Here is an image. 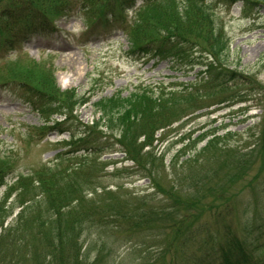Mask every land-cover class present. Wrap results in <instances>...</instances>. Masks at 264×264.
I'll list each match as a JSON object with an SVG mask.
<instances>
[{
	"label": "rangeland",
	"instance_id": "1",
	"mask_svg": "<svg viewBox=\"0 0 264 264\" xmlns=\"http://www.w3.org/2000/svg\"><path fill=\"white\" fill-rule=\"evenodd\" d=\"M160 7L168 23L176 24L174 1L163 0ZM125 15L127 22L135 17L131 11ZM212 16L228 45V68L246 75L248 84H220L204 92L199 69L126 57L122 31L103 29L88 36L75 13L56 19L48 35L0 50V81L48 95L73 90L79 101L76 120L95 123L93 133L113 135L108 143L113 149L78 151L57 160L68 133L38 131V116L10 90H0V151L10 158L4 181L14 189L4 191L5 182L0 186V264H36L41 250L35 246L45 243L38 233L63 229L64 223L77 236L82 264H220L221 249L235 253L236 243L247 255L264 257V0L251 18L241 14L240 3L216 5ZM153 17L147 9L138 13L142 30L148 32L156 21L145 20ZM140 86L154 87L155 93L148 101L135 100L129 118L117 112L106 117L96 108ZM171 90L178 96L168 95ZM126 148L142 150L144 168L136 169ZM41 167L59 169L65 183L61 197H68L70 206L30 219L44 209L46 185L33 182L18 193L17 178ZM78 186L84 187L85 205L76 194ZM112 202L126 207L132 224L94 226L98 207ZM18 215L22 233L12 237ZM133 222L147 228H135Z\"/></svg>",
	"mask_w": 264,
	"mask_h": 264
},
{
	"label": "trees",
	"instance_id": "2",
	"mask_svg": "<svg viewBox=\"0 0 264 264\" xmlns=\"http://www.w3.org/2000/svg\"><path fill=\"white\" fill-rule=\"evenodd\" d=\"M0 1V49L12 48L11 45L14 41L25 40L37 34H46L53 29L56 19L69 17L72 13H75L82 21L88 34H92L99 28L122 30L128 42L126 52L128 56L160 61L169 60L176 67L183 69L200 68L198 73L201 76L200 84L205 88L204 92H208L210 88L218 87L220 84L222 87H231L237 85V83L248 84L246 75L243 76L242 73L228 68L230 66L228 63L230 57L228 45H224L226 39L220 31L216 30L217 28L214 25L212 16L214 6L220 4L232 6L240 3L241 14L245 18H251L262 5V0H173L174 10L177 14L171 17L175 18L176 16L175 24L168 23L169 19L167 20L162 15L164 11L160 4L163 0H7L10 2L8 3L10 7L3 5L2 0ZM29 1L30 5L27 7L26 4H29ZM138 1L141 3L135 8V17L131 23H128L125 20V14L129 10H133ZM142 9H147L155 15L153 19L145 20V23L156 21L151 25V29L148 28V32L141 29L143 23L138 20V13ZM21 12L25 14L21 15ZM15 14L19 16L17 17ZM157 17L160 20L156 19ZM22 20L25 22L20 23ZM0 88L10 90L17 99L21 100L39 116L45 124V127L39 129L40 132L49 130L61 134L68 133L70 138L65 141V145L69 147V150L58 155L57 160L64 157L69 159L78 151H82L83 154H95L105 151V148L113 149V144L112 147L108 145L110 136L113 137L112 134L102 133L101 131L93 133L95 123L92 126L82 125L73 116L74 108L79 102L73 90L48 95L45 92L36 91L31 86L14 83L12 80L0 81ZM183 90L188 91L189 89L184 88ZM190 91L194 90L191 88ZM70 92H72V95L69 94ZM149 95L147 90L141 88L131 93L128 98H121L117 95L114 98L105 99V101L96 104V108L105 110L107 112L104 114L106 117L117 112L122 114V119H125V117L129 118L128 114L134 101L140 99L148 101L146 98ZM168 95L177 94L169 92ZM54 116H61L64 120H55L51 126H48V122ZM144 131L147 132L146 129ZM93 135L95 136L94 141H91ZM147 136L144 135L145 138ZM112 141L115 142V139L112 138ZM146 141L148 142V140ZM125 151L127 154L124 151L123 153L135 163L136 169H141L142 165L144 168L141 161L142 157H140L142 150L131 153V150L126 148ZM234 151L236 154V150ZM4 163L5 166L10 167V158L0 151V186H3L5 182L4 172L7 169L4 170ZM46 168L41 167L38 172L17 178L18 193H22L23 188L28 185L33 186V182H43L46 185L45 192L43 194L41 192L42 201L40 202L44 209L39 212L34 211L36 215L30 217V219L47 215L45 213L49 209H57L58 211V207L70 206L69 198L63 200L61 197L65 193L63 191L65 183L61 178V173L57 171L59 169L57 167L53 168L54 170ZM6 185L5 182L4 191L14 190ZM76 194L80 199V203L85 205L84 187L78 186ZM19 195L17 194V196ZM107 195L103 194V197ZM97 197L98 195L94 197L93 201L98 202ZM189 202L187 201V205ZM114 203L118 202L109 203L112 205H105L103 208L98 207L100 213L94 219V226L97 224L101 226L108 222H110V225L132 224L130 222L132 216L128 215L126 207ZM71 210L73 214L77 212L73 208ZM21 217L18 215L15 222L18 224L12 226V237H15L19 230L22 233L19 225L23 221ZM142 217H140L141 220ZM119 221L121 222L118 223ZM133 223L135 228H147L137 227L136 223ZM48 231L50 233L46 235L38 233L40 235L38 239L45 243L35 246L37 250H41L36 256V264H82L77 252L78 244L76 246V242L74 243L77 236L74 234V230L70 229L68 223H64L63 229L50 228ZM236 244L237 252L235 253L221 249L223 254L220 255V258L222 257L220 264H264V257L249 256L246 254V248L242 247L243 245ZM262 244V247H264V242ZM189 264H195L194 260H189Z\"/></svg>",
	"mask_w": 264,
	"mask_h": 264
}]
</instances>
